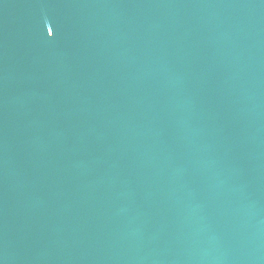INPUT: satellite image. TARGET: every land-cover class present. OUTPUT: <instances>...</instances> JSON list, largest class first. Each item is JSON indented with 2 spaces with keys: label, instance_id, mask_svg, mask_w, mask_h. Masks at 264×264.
I'll use <instances>...</instances> for the list:
<instances>
[{
  "label": "water",
  "instance_id": "95a60500",
  "mask_svg": "<svg viewBox=\"0 0 264 264\" xmlns=\"http://www.w3.org/2000/svg\"><path fill=\"white\" fill-rule=\"evenodd\" d=\"M0 264H264V0H0Z\"/></svg>",
  "mask_w": 264,
  "mask_h": 264
},
{
  "label": "snow or ice",
  "instance_id": "6c2138e0",
  "mask_svg": "<svg viewBox=\"0 0 264 264\" xmlns=\"http://www.w3.org/2000/svg\"><path fill=\"white\" fill-rule=\"evenodd\" d=\"M49 33H51V34H52L51 30H49ZM49 33H48V34H49Z\"/></svg>",
  "mask_w": 264,
  "mask_h": 264
}]
</instances>
